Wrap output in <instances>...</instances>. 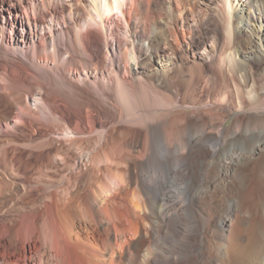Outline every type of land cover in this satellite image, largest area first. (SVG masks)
Segmentation results:
<instances>
[{
  "label": "bare ground",
  "instance_id": "obj_1",
  "mask_svg": "<svg viewBox=\"0 0 264 264\" xmlns=\"http://www.w3.org/2000/svg\"><path fill=\"white\" fill-rule=\"evenodd\" d=\"M259 159L264 0H0V264H264Z\"/></svg>",
  "mask_w": 264,
  "mask_h": 264
},
{
  "label": "rangeland",
  "instance_id": "obj_2",
  "mask_svg": "<svg viewBox=\"0 0 264 264\" xmlns=\"http://www.w3.org/2000/svg\"><path fill=\"white\" fill-rule=\"evenodd\" d=\"M7 32H8V30H7ZM197 32L200 33V31H197ZM224 108H226V107L224 106ZM234 116H235L234 112L229 113V116L226 118L224 124L229 125L232 122V119L234 118ZM263 168H264V163H261L260 159L256 160L254 163H251V164H249V166H247V170H249V176L250 177L248 178V185H247L248 191H249L248 192L249 193V196H248L249 199L246 202L248 204L250 203L251 207L253 206L254 209L256 210L255 215L257 217L255 216L254 220L259 218L260 212L264 209V176H263L264 175V169ZM260 208H261V210H260Z\"/></svg>",
  "mask_w": 264,
  "mask_h": 264
}]
</instances>
